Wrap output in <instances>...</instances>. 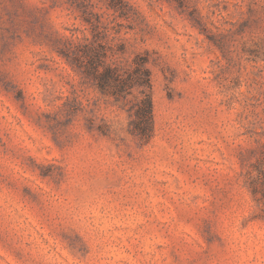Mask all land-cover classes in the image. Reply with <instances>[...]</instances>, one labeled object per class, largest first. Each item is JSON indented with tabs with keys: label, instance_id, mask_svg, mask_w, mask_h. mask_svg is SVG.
<instances>
[{
	"label": "rangeland",
	"instance_id": "1",
	"mask_svg": "<svg viewBox=\"0 0 264 264\" xmlns=\"http://www.w3.org/2000/svg\"><path fill=\"white\" fill-rule=\"evenodd\" d=\"M0 264H264V0H0Z\"/></svg>",
	"mask_w": 264,
	"mask_h": 264
},
{
	"label": "trees",
	"instance_id": "2",
	"mask_svg": "<svg viewBox=\"0 0 264 264\" xmlns=\"http://www.w3.org/2000/svg\"><path fill=\"white\" fill-rule=\"evenodd\" d=\"M103 57V54L91 55L86 63H80L78 67L84 77L116 99L124 98L131 90L137 89L140 96L130 114L133 116L130 130L140 138L149 137L153 126L151 82L144 61L135 60L131 68L122 70L103 64Z\"/></svg>",
	"mask_w": 264,
	"mask_h": 264
}]
</instances>
